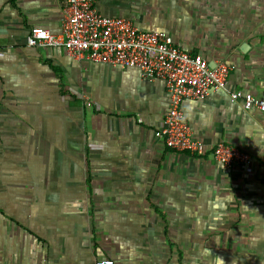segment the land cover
Here are the masks:
<instances>
[{
	"label": "crops",
	"instance_id": "1",
	"mask_svg": "<svg viewBox=\"0 0 264 264\" xmlns=\"http://www.w3.org/2000/svg\"><path fill=\"white\" fill-rule=\"evenodd\" d=\"M65 0H0V264H264V114L226 93L181 106L204 155L154 132L168 111L137 69L29 47L58 35ZM102 16L162 31L228 91L264 99V0H97ZM251 157L221 167L217 143Z\"/></svg>",
	"mask_w": 264,
	"mask_h": 264
},
{
	"label": "built area",
	"instance_id": "2",
	"mask_svg": "<svg viewBox=\"0 0 264 264\" xmlns=\"http://www.w3.org/2000/svg\"><path fill=\"white\" fill-rule=\"evenodd\" d=\"M97 0H65L58 35L43 28H32L26 36L29 47L63 49L76 62L87 61L120 69H137L143 80L162 83L169 107L162 126L154 137L174 153L204 155L206 146L194 139L183 120L181 106L185 101L203 100L211 94L226 93L232 103L242 102L246 111L264 114V99L241 91H228L231 68L218 63L211 68L198 55L176 46L162 31H143L131 21L102 16ZM223 168L249 166L251 157L240 149L217 143L211 152ZM95 264H113L101 260Z\"/></svg>",
	"mask_w": 264,
	"mask_h": 264
},
{
	"label": "water",
	"instance_id": "3",
	"mask_svg": "<svg viewBox=\"0 0 264 264\" xmlns=\"http://www.w3.org/2000/svg\"><path fill=\"white\" fill-rule=\"evenodd\" d=\"M211 67V66H210ZM212 68V67H211Z\"/></svg>",
	"mask_w": 264,
	"mask_h": 264
}]
</instances>
